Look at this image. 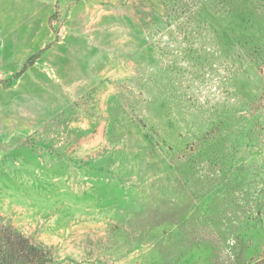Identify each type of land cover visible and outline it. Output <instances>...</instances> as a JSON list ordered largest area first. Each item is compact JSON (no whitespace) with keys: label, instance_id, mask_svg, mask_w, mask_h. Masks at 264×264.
<instances>
[{"label":"rangeland","instance_id":"1","mask_svg":"<svg viewBox=\"0 0 264 264\" xmlns=\"http://www.w3.org/2000/svg\"><path fill=\"white\" fill-rule=\"evenodd\" d=\"M0 264H264V0H0Z\"/></svg>","mask_w":264,"mask_h":264}]
</instances>
